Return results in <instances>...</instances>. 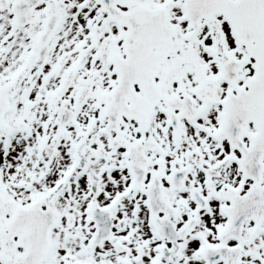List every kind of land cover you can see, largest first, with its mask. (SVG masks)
Returning <instances> with one entry per match:
<instances>
[{"label": "snow or ice", "instance_id": "1", "mask_svg": "<svg viewBox=\"0 0 264 264\" xmlns=\"http://www.w3.org/2000/svg\"><path fill=\"white\" fill-rule=\"evenodd\" d=\"M0 264H264V0H0Z\"/></svg>", "mask_w": 264, "mask_h": 264}]
</instances>
